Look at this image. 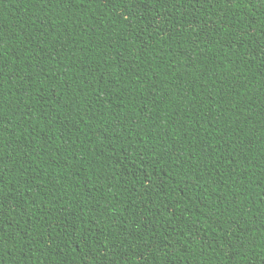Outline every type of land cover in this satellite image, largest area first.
Listing matches in <instances>:
<instances>
[{"label": "trees", "instance_id": "obj_1", "mask_svg": "<svg viewBox=\"0 0 264 264\" xmlns=\"http://www.w3.org/2000/svg\"><path fill=\"white\" fill-rule=\"evenodd\" d=\"M0 264H264V0H0Z\"/></svg>", "mask_w": 264, "mask_h": 264}]
</instances>
